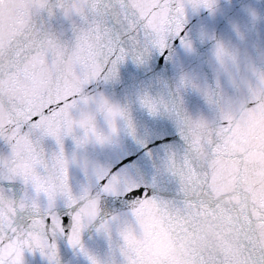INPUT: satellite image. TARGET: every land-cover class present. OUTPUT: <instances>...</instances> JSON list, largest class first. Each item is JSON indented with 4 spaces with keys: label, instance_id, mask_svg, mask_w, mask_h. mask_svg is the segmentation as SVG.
<instances>
[{
    "label": "snow or ice",
    "instance_id": "6c2138e0",
    "mask_svg": "<svg viewBox=\"0 0 264 264\" xmlns=\"http://www.w3.org/2000/svg\"><path fill=\"white\" fill-rule=\"evenodd\" d=\"M261 24L264 5L248 0H0V264H65L62 247L67 264H140L122 254L123 229L139 234L131 214L146 201L160 206L175 235L207 171L174 122L186 107H201L192 82L214 78L213 56L225 44L245 57L264 50ZM40 56L58 70L44 98L32 101L18 89ZM69 63L79 90L58 99ZM126 65L149 78L121 104L108 88ZM68 111L78 122L71 129ZM77 152L88 153L90 167L70 158ZM85 183L86 198L71 194ZM90 201L97 211L86 217ZM92 245H103V255ZM246 252L264 264V248L250 243ZM191 260L220 264L211 251Z\"/></svg>",
    "mask_w": 264,
    "mask_h": 264
},
{
    "label": "water",
    "instance_id": "95a60500",
    "mask_svg": "<svg viewBox=\"0 0 264 264\" xmlns=\"http://www.w3.org/2000/svg\"><path fill=\"white\" fill-rule=\"evenodd\" d=\"M83 211L86 217L96 212L87 206H85V209ZM123 231H124V242L127 245L126 250L122 252L123 255H127L128 252L133 253L139 260L140 264H169L157 252L151 249L148 245H146L144 242H142L132 233H130L126 229H123ZM92 247H94L96 251H98L101 255H103V252L105 250L103 245H92ZM61 256L65 260V264H67L69 257H71V253L68 252L67 249L62 247ZM72 259L75 260V264H85V261L82 258L77 259L72 257Z\"/></svg>",
    "mask_w": 264,
    "mask_h": 264
}]
</instances>
